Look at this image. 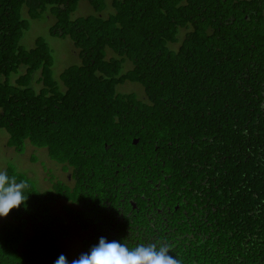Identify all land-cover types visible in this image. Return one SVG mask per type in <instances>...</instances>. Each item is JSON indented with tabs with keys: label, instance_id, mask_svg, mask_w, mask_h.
I'll return each instance as SVG.
<instances>
[{
	"label": "trees",
	"instance_id": "16d2710c",
	"mask_svg": "<svg viewBox=\"0 0 264 264\" xmlns=\"http://www.w3.org/2000/svg\"><path fill=\"white\" fill-rule=\"evenodd\" d=\"M80 1L92 15L73 16ZM44 16L54 21L49 35L77 51L79 63L57 79L42 37L32 48L21 44L29 20ZM126 82L142 88L145 102L116 91ZM113 115L150 117L141 135L153 131L163 146L178 136L185 163L217 182L215 211L192 219L190 233L159 236L157 248L167 245L180 264H264V0H0L7 147L21 154L29 144L69 163L89 146L98 118ZM4 171L29 188L25 204L9 213L20 226H0V264H54L60 255L43 254L54 234L51 223L41 228L34 182L12 165ZM25 211L33 234L23 241Z\"/></svg>",
	"mask_w": 264,
	"mask_h": 264
},
{
	"label": "flooded vegetation",
	"instance_id": "af4514ba",
	"mask_svg": "<svg viewBox=\"0 0 264 264\" xmlns=\"http://www.w3.org/2000/svg\"><path fill=\"white\" fill-rule=\"evenodd\" d=\"M15 78L13 75L12 82ZM129 84L135 83L126 82L116 91L133 93L145 102L138 88L118 90ZM111 118H98L102 121L87 139L89 146L82 150V155H77L76 149L69 163L60 164L49 158L45 149L33 147L43 152L42 160L33 159L40 163L41 179L19 170L13 160L12 166L35 184L41 228L49 230L50 223L52 226V251L43 254H63L71 264L72 259L88 252L101 237L125 244L133 241L135 245H155L161 235L177 230L190 233L192 219L207 217L209 210L215 211L217 182L201 171V165L195 168L198 164L185 163V150L178 136H168L171 140L165 146L158 145L153 131L151 135H141L139 131L145 127L141 121L150 117ZM21 219L26 224L19 229L26 241L33 234L27 211ZM7 223L20 226V221L10 214L0 217V226Z\"/></svg>",
	"mask_w": 264,
	"mask_h": 264
},
{
	"label": "clouds",
	"instance_id": "9594fccd",
	"mask_svg": "<svg viewBox=\"0 0 264 264\" xmlns=\"http://www.w3.org/2000/svg\"><path fill=\"white\" fill-rule=\"evenodd\" d=\"M29 184L26 180H17L6 171H0V217H7L11 210L25 204ZM169 248L161 244L138 245L129 248L119 241H108L101 237L98 243L86 253H81L71 260V264H180V261L169 255ZM54 264H69L68 258L61 254Z\"/></svg>",
	"mask_w": 264,
	"mask_h": 264
},
{
	"label": "rangeland",
	"instance_id": "374dc122",
	"mask_svg": "<svg viewBox=\"0 0 264 264\" xmlns=\"http://www.w3.org/2000/svg\"><path fill=\"white\" fill-rule=\"evenodd\" d=\"M107 2V0H106ZM112 10L110 7L106 9L104 15L111 14ZM93 11L85 1H80L78 7L74 13V17H83L87 15H92ZM24 17L26 14L24 13ZM30 22V27L28 31H26L21 39V44L26 49L32 48L34 45V41L37 37H42L49 45L51 55L54 59L53 65V74L54 77L57 79L58 75L67 67L71 65H77L79 61L77 60V51L72 46L69 39H61L57 37H52L48 33L49 27L53 24V19L49 16H44L40 20H35ZM183 32L179 33V39H182ZM178 45H170V48L175 50ZM112 55L111 53L109 56ZM130 68V64L126 63L123 65V71H126ZM132 85H125V87H119V91H124L123 89H132L138 88L143 96V92L140 86H133ZM35 89H39L40 85H35ZM8 140V134L4 130H0V171H3L6 166L13 165V160L17 163L18 169L22 171H27L30 176H34V178L41 179V173L38 171L39 162H33L34 157L42 160L41 154L43 152L36 151L35 148L26 144L25 151L23 154H17L13 149L6 147V143ZM9 158H11L9 160Z\"/></svg>",
	"mask_w": 264,
	"mask_h": 264
}]
</instances>
